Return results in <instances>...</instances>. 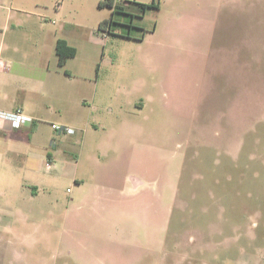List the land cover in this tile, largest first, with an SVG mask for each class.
Masks as SVG:
<instances>
[{
	"label": "rangeland",
	"instance_id": "1",
	"mask_svg": "<svg viewBox=\"0 0 264 264\" xmlns=\"http://www.w3.org/2000/svg\"><path fill=\"white\" fill-rule=\"evenodd\" d=\"M102 1L0 0V58L48 86L11 97L64 108L69 95L46 136L58 144L66 135L53 127H69L80 141L39 173L37 197L12 190L17 205L4 208L30 216L12 224L31 240L5 264H264V0H221L206 39L190 4L182 21L174 5L145 15L131 5L102 31L112 14ZM62 25L79 51L66 67L49 37ZM92 91L94 110L74 103ZM7 92L0 83L10 107ZM128 174L146 185L103 205Z\"/></svg>",
	"mask_w": 264,
	"mask_h": 264
},
{
	"label": "crops",
	"instance_id": "2",
	"mask_svg": "<svg viewBox=\"0 0 264 264\" xmlns=\"http://www.w3.org/2000/svg\"><path fill=\"white\" fill-rule=\"evenodd\" d=\"M132 2L136 4H149L152 0H133ZM159 2L160 9L163 4L177 6L175 11H177L176 19L178 21L184 19L189 4L197 15L205 14L204 19L195 18V22H199L197 29L201 32L200 36L202 38L200 39L207 38V30L210 29L212 25V14H215V19L221 20L222 15L227 11L226 7H222L221 0L215 5H213L210 0H159ZM206 5L210 8L207 9ZM207 11H209V13H206ZM207 18L209 20H207ZM200 22L202 25H200ZM53 24L56 23L54 22ZM156 29L157 25L152 32L155 33ZM65 31L66 27L65 25H62L58 28L56 33H49L50 40H53L55 54L58 58L57 43L59 40H65L69 46L74 47L70 42V38L64 35ZM78 56L79 51L77 49V55L73 58H69L64 66H68L69 62L75 61ZM13 65L12 61L8 62L0 58V83L8 91L4 97L8 102L10 98H12V94L19 95L26 92H29L30 94H42L48 89V86L45 83L46 81L41 79L43 77L39 79H26L17 74V72L13 74ZM48 65L50 67V63ZM93 65L94 63L88 61L86 65L88 70L85 72L86 77L82 78L83 80L90 79L93 73ZM42 68H44V65L41 69ZM37 73L35 74L36 76L39 75ZM65 74L68 78H74L73 74H70L68 70ZM97 95L93 91L90 92L88 97H84L82 93L74 94V103H77L81 108L94 110ZM12 99L17 100H14L10 107L5 104V102L0 101V111L13 112L17 109H22L24 113L32 117L35 122L32 125L24 126L22 129L13 128L9 122L0 123V264H5L6 254H16L20 252L19 250H16V246L22 248L31 240L27 236H22V239H16V232L18 231H14L12 224L16 219L17 222L19 221L22 224H27L30 221V216L23 214L20 210H17V214H14L12 210L4 208L6 206L17 205L18 201H16L12 193L14 187L21 188L25 192L31 190V197L34 199L42 192V186L44 184L39 173L42 174L44 169H46V172H52L54 170L55 160L57 156L62 154L60 148L61 145L65 143L69 145L72 141L74 142V145H80L79 140L75 141L73 139L78 133L74 128L72 129L75 133L61 137L60 140H58V144L52 142L55 135H51L50 138L46 136L45 125L47 124V121H49L54 114L61 115L62 110L67 109L69 95L66 97L67 103L64 108L49 106V104H43L40 101L37 102V99L34 103H31L30 101V106L27 97L24 100L22 97L16 98V96H14ZM87 129H89V126L83 128L84 134L88 131ZM82 142H84V137H82ZM20 175L21 177L24 176L23 183L20 180ZM125 180L122 188L116 189V187L108 190L110 195H105L107 197L103 200V205L106 199L112 204L117 203L115 198L118 200L123 198L130 200V197L133 195V190L143 188L147 183L142 180L141 177L131 174L126 175ZM7 190H9V193ZM121 202L123 203V201ZM8 264H17V261H10Z\"/></svg>",
	"mask_w": 264,
	"mask_h": 264
},
{
	"label": "trees",
	"instance_id": "3",
	"mask_svg": "<svg viewBox=\"0 0 264 264\" xmlns=\"http://www.w3.org/2000/svg\"><path fill=\"white\" fill-rule=\"evenodd\" d=\"M99 5L100 7L107 6L112 9L110 19L101 22L99 25L100 30L111 33L112 27L116 22V14H132L129 8L131 7V5H133V9L137 10L141 15H145L148 10L159 9L160 2L159 0H152V2L149 4L129 3V6L126 7L123 4H117L115 0H105L102 1ZM57 54L59 56L60 65L64 66L69 58H73L77 55V49L69 46L65 40H59L57 43Z\"/></svg>",
	"mask_w": 264,
	"mask_h": 264
},
{
	"label": "built area",
	"instance_id": "4",
	"mask_svg": "<svg viewBox=\"0 0 264 264\" xmlns=\"http://www.w3.org/2000/svg\"><path fill=\"white\" fill-rule=\"evenodd\" d=\"M9 122L13 128L22 129L26 125H32L35 120L26 115L22 109L13 112L0 111V123ZM53 130L59 135H72L75 131L69 127L54 126Z\"/></svg>",
	"mask_w": 264,
	"mask_h": 264
}]
</instances>
